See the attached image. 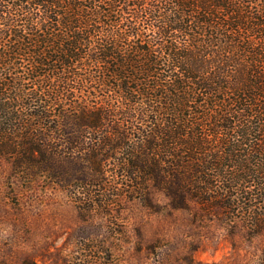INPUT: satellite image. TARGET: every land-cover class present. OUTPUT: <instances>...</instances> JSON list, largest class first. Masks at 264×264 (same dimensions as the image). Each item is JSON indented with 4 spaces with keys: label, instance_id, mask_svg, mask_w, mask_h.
<instances>
[{
    "label": "trees",
    "instance_id": "1",
    "mask_svg": "<svg viewBox=\"0 0 264 264\" xmlns=\"http://www.w3.org/2000/svg\"><path fill=\"white\" fill-rule=\"evenodd\" d=\"M0 157L122 239L133 201L264 234V0H0Z\"/></svg>",
    "mask_w": 264,
    "mask_h": 264
},
{
    "label": "rangeland",
    "instance_id": "2",
    "mask_svg": "<svg viewBox=\"0 0 264 264\" xmlns=\"http://www.w3.org/2000/svg\"><path fill=\"white\" fill-rule=\"evenodd\" d=\"M10 172L0 157V264H252L264 246V234L249 236L247 227L230 234L214 217L138 201L124 211L122 239L83 220L60 188L27 186ZM109 244L114 254H106Z\"/></svg>",
    "mask_w": 264,
    "mask_h": 264
}]
</instances>
